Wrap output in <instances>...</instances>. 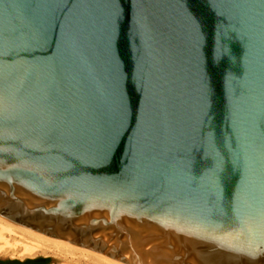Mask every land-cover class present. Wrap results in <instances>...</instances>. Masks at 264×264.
I'll list each match as a JSON object with an SVG mask.
<instances>
[{
	"label": "water",
	"instance_id": "water-1",
	"mask_svg": "<svg viewBox=\"0 0 264 264\" xmlns=\"http://www.w3.org/2000/svg\"><path fill=\"white\" fill-rule=\"evenodd\" d=\"M0 216L122 264H264V0H0Z\"/></svg>",
	"mask_w": 264,
	"mask_h": 264
},
{
	"label": "rangeland",
	"instance_id": "rangeland-1",
	"mask_svg": "<svg viewBox=\"0 0 264 264\" xmlns=\"http://www.w3.org/2000/svg\"><path fill=\"white\" fill-rule=\"evenodd\" d=\"M6 220L7 219L0 217V264H15V261L25 262L29 259L49 260L48 262H40V264H109L96 255L88 254L79 250L65 249L64 247H59V249L55 245V247H52L53 244H43L45 248L42 246L40 250L37 249L38 251L35 250L34 252L29 253L26 249L33 245L32 242L37 243L39 240L35 236L29 233H24L18 229L11 232L9 230L11 225H20L9 220L6 222ZM29 231L39 233L32 229H29Z\"/></svg>",
	"mask_w": 264,
	"mask_h": 264
},
{
	"label": "bare ground",
	"instance_id": "bare-ground-1",
	"mask_svg": "<svg viewBox=\"0 0 264 264\" xmlns=\"http://www.w3.org/2000/svg\"><path fill=\"white\" fill-rule=\"evenodd\" d=\"M1 217V216H0ZM2 222H4V221H2ZM6 222H7V220H6ZM6 222H5V224H6ZM10 224V223H9ZM15 229H18V230H21L22 232H24V233H29V234H31V235H33V236H35L39 241L36 243H34V242H32L33 243V245H31V246H27L28 248L26 249L29 253H32V252H34L35 250H40V248H42V246H43V244L45 245H47V244H53V246L52 247H64L65 249H70V250H79V251H82V252H85V253H88V254H92V255H96V256H98V257H100V259L102 258L103 260H105L106 261V263L108 262L109 264H122V263H119V262H117V261H115V260H113V259H111V258H109V257H107V256H105V255H102V254H98V253H96V252H93V251H91V250H89V249H86V248H83V247H80V246H76V245H74V244H72V243H70V242H68L67 240H63V239H53V238H50V237H48V236H44V235H42V234H39V233H34L33 231H29V229H26V228H24V227H21V226H17V225H11L10 226V228H9V230L11 231V232H13V231H15ZM41 241V242H40ZM55 245V246H54ZM44 247V246H43ZM45 248V247H44ZM60 249V248H59ZM37 250V251H38ZM26 251V252H27Z\"/></svg>",
	"mask_w": 264,
	"mask_h": 264
},
{
	"label": "trees",
	"instance_id": "trees-1",
	"mask_svg": "<svg viewBox=\"0 0 264 264\" xmlns=\"http://www.w3.org/2000/svg\"><path fill=\"white\" fill-rule=\"evenodd\" d=\"M36 259H29L25 262L15 261V264H40V262H48V259H41V261H35Z\"/></svg>",
	"mask_w": 264,
	"mask_h": 264
}]
</instances>
